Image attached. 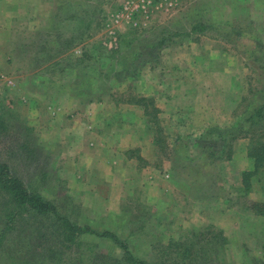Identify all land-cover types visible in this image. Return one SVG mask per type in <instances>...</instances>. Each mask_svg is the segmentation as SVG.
<instances>
[{
	"label": "rangeland",
	"instance_id": "374dc122",
	"mask_svg": "<svg viewBox=\"0 0 264 264\" xmlns=\"http://www.w3.org/2000/svg\"><path fill=\"white\" fill-rule=\"evenodd\" d=\"M263 101L264 0H0V164L145 264L182 261L181 242L180 264H264V190L245 193L242 174L250 138L219 152ZM152 137L151 162L128 148ZM15 213L0 264L123 260L89 231L55 248L54 216ZM4 219L0 205V232Z\"/></svg>",
	"mask_w": 264,
	"mask_h": 264
},
{
	"label": "trees",
	"instance_id": "16d2710c",
	"mask_svg": "<svg viewBox=\"0 0 264 264\" xmlns=\"http://www.w3.org/2000/svg\"><path fill=\"white\" fill-rule=\"evenodd\" d=\"M200 25L201 24L199 23V25L193 26L192 30H200V28L203 26ZM204 28L205 26L203 27V29ZM101 59L102 58H97L96 61H100ZM111 59L113 60V66L118 62H122L124 65H127L129 63V57L124 58L123 56H112ZM126 102L142 105L144 107V114L149 119V121L154 122L158 120L159 109L155 108V105H153L152 110H150L149 105H151L153 101H147V97L140 96L138 98L136 96H131V98L127 99ZM244 122L248 125L246 129H242V126L238 127L239 125L237 127L232 126L225 128V132L232 133V135L231 137L226 136L227 134L222 135V146L219 152L222 153L226 146L228 147V145H230V141L232 142L238 134L245 135L250 138L247 154L250 158L253 159V169L245 170L242 173L243 182L246 185L245 193H248L251 191V189L253 188V184L255 183H257L261 187V189L264 190V101L252 108H249L248 115ZM160 140V137L156 138V142ZM228 156L231 157L229 153ZM0 205L1 210L4 212V216L6 218L4 219L5 228L2 230V232H0V249L2 248V250H5V248H8L10 246L6 245L4 241H6L7 239L5 238L6 234L11 230V228L8 227L16 222L15 211H18L20 214L21 210L25 208L32 210V212L34 213L33 215L40 216V214H50L54 216L56 220H58L57 225L59 229L51 233V235L56 236V240L54 242L57 243L53 246L55 248L58 245L68 242L71 239L72 235L76 236L77 234H84L89 231L99 236L109 237L123 249V260L121 261L119 259H114L113 264H145L142 259L136 257L132 253L126 241L120 238L116 233H112L110 231L99 233L96 230H91L87 226L73 223L67 217L62 216L54 202L46 199L38 190L29 188L22 178L13 174L9 165L6 163L0 164ZM213 237L220 238L221 240L223 236H221V234H215ZM173 244L174 242L167 246V249L164 251L165 254L170 253V251L173 249ZM187 245V242L178 243L177 250H174V252L182 257V261L189 257V252L191 251L189 250ZM190 247L193 248L192 243L190 244ZM47 251L55 253L52 248H48ZM99 255L100 256H97L96 259V261H100L99 264H112L108 261H105L106 259H108L107 255ZM44 256L45 253L43 254V257ZM99 257H101V259ZM168 259L166 260V262L172 259V254L169 255ZM182 261H174L172 263L167 262L166 264H180ZM193 264L196 263L193 262Z\"/></svg>",
	"mask_w": 264,
	"mask_h": 264
},
{
	"label": "crops",
	"instance_id": "0c3cea01",
	"mask_svg": "<svg viewBox=\"0 0 264 264\" xmlns=\"http://www.w3.org/2000/svg\"><path fill=\"white\" fill-rule=\"evenodd\" d=\"M145 117V116H144ZM132 128V127H131ZM125 129V128H124ZM126 132H128V131H126ZM130 132H132V129L130 130ZM133 132H135V130L133 129ZM123 136H126V134H124ZM122 136V137H123ZM143 138L141 139V141H140V143H136V144H134V145H131V146H129L128 148H132V147H138V148H140V150H141V153H142V156L145 158V159H147V160H149L150 162H151V158H152V156L150 155V147L151 146H153V137H152V139H151V141H150V144H148V142H147V140H145L147 143H143ZM127 148V149H128ZM152 154V153H151Z\"/></svg>",
	"mask_w": 264,
	"mask_h": 264
}]
</instances>
